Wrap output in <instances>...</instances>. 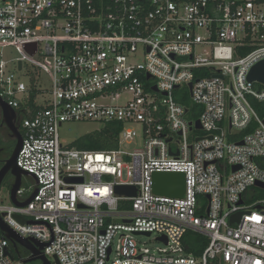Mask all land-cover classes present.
Listing matches in <instances>:
<instances>
[{
    "label": "built area",
    "instance_id": "obj_1",
    "mask_svg": "<svg viewBox=\"0 0 264 264\" xmlns=\"http://www.w3.org/2000/svg\"><path fill=\"white\" fill-rule=\"evenodd\" d=\"M261 61L264 0H0V99L36 190L3 221L59 264H264V85L247 79ZM67 122L116 124L117 147L64 146ZM135 126L142 148L123 150ZM155 172L184 174V196L153 194ZM8 242L0 264H20Z\"/></svg>",
    "mask_w": 264,
    "mask_h": 264
},
{
    "label": "water",
    "instance_id": "obj_2",
    "mask_svg": "<svg viewBox=\"0 0 264 264\" xmlns=\"http://www.w3.org/2000/svg\"><path fill=\"white\" fill-rule=\"evenodd\" d=\"M20 68V66H19ZM150 77L147 76L148 80ZM248 81L257 82L264 85V61H261L254 65L250 70ZM153 92H157L156 87H152ZM165 95V94H164ZM0 109L2 113V121L6 125L10 132V135L16 140V146L5 164L0 169V189L4 178L7 174L14 177L15 181L9 191V199L11 203L16 206L23 208L27 206L35 197L36 190L23 202H19L17 199V192L21 187L22 177L30 176L28 173L22 171L16 165V158L21 149L22 136L16 127L15 119L16 112L9 107L5 102L0 99ZM192 126L191 123H189ZM195 129H201L199 122L196 121L194 124ZM241 144V143H240ZM185 192V178L182 173L173 172H155L152 175V193L157 196H165L169 198H182ZM116 193L119 195H125L128 197H134L136 194L134 187L120 186L116 188ZM4 215L0 214V232L2 236L7 239L14 248L17 246L22 247L26 250L30 256L24 260H21V264H29L31 262L39 261L40 264H59L56 257L52 261L48 260L42 253L44 245L40 244L35 239H25L17 234L11 227H9L2 219ZM27 224H34V222H28ZM148 235V234H147ZM6 254L14 259L9 251L6 250Z\"/></svg>",
    "mask_w": 264,
    "mask_h": 264
},
{
    "label": "rangeland",
    "instance_id": "obj_3",
    "mask_svg": "<svg viewBox=\"0 0 264 264\" xmlns=\"http://www.w3.org/2000/svg\"><path fill=\"white\" fill-rule=\"evenodd\" d=\"M5 59L11 60L15 58V53L12 49H6L4 51ZM150 83H154L153 80H151ZM46 84V83H45ZM48 86V84H46ZM176 98H184L186 100L190 99V93L188 88H181L175 92ZM138 137L136 138V144L133 145H126L124 144L122 146L123 150L132 152L135 149H141L142 148V141H141V131L139 126H135ZM98 129H101L100 124L98 123H92V122H67L64 123L59 129H58V135L60 139V143L64 146L72 145L75 141L84 138L85 136L97 131ZM8 143L11 144L10 139L8 140ZM10 181V180H9ZM9 181L6 182L7 185H2L0 189V206H10L12 203L9 199ZM24 189L25 193L23 196V200H26L34 191L35 185L31 178L29 177H23L21 182V187ZM156 236L152 237H137V240L140 242H143L146 244L148 248H156L159 246V243L155 240Z\"/></svg>",
    "mask_w": 264,
    "mask_h": 264
},
{
    "label": "trees",
    "instance_id": "obj_4",
    "mask_svg": "<svg viewBox=\"0 0 264 264\" xmlns=\"http://www.w3.org/2000/svg\"><path fill=\"white\" fill-rule=\"evenodd\" d=\"M33 96H34V94L31 97L29 107L32 109H35V108L37 109L38 107H35L32 103ZM179 102H181L183 105H185V107H187L189 109V111H191L193 109L189 100L185 99V100L179 101ZM258 105L259 104L256 105V108H257V111L260 112V106H258ZM24 107L25 106H22L20 111H18L19 114H21L23 112L22 109ZM16 126L18 127L17 124H16ZM118 139H119V126L116 124H109V125L102 127L100 130H97V131L85 136L84 138H81V139L75 141L71 146H73L77 149H84V150H89V151L112 150V149H115L117 147ZM11 148L12 147L10 145L5 151H3L4 152L3 158L9 157V155L11 153ZM4 184L7 185L6 183H3V185ZM23 196L20 198V200H23L22 199ZM14 218L16 220H18L20 223L26 222L23 218H21L18 215H14ZM0 236H2L1 232H0ZM8 249H9L12 257L16 261L20 262V264H21L22 258L25 257L28 253L24 249H18V247L14 248L10 242H8Z\"/></svg>",
    "mask_w": 264,
    "mask_h": 264
},
{
    "label": "flooded vegetation",
    "instance_id": "obj_5",
    "mask_svg": "<svg viewBox=\"0 0 264 264\" xmlns=\"http://www.w3.org/2000/svg\"><path fill=\"white\" fill-rule=\"evenodd\" d=\"M9 139L11 141V144L8 143ZM10 145H11L12 148H11V153H10L9 157L11 156V154H12V152H13L15 146H16V140L10 135L9 130L7 129L6 125L3 123V121H2V113H1V109H0V169L5 164L6 160L9 159V157L3 158V156H4V152L3 151H5ZM8 181H9L8 186H9V190H10L12 185L14 184L15 179L10 174H7L6 177L3 180V183H6ZM3 183H2V185H3ZM2 185H1V187H2ZM17 247H18V249H23L20 246H17ZM29 256H30V254L27 253V255L25 257H23L22 260L28 258ZM29 264H40V262L39 261H35V262H31Z\"/></svg>",
    "mask_w": 264,
    "mask_h": 264
}]
</instances>
